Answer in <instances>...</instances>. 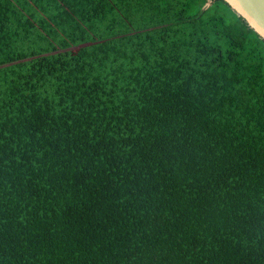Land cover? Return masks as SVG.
I'll use <instances>...</instances> for the list:
<instances>
[{"label": "trees", "instance_id": "obj_1", "mask_svg": "<svg viewBox=\"0 0 264 264\" xmlns=\"http://www.w3.org/2000/svg\"><path fill=\"white\" fill-rule=\"evenodd\" d=\"M0 264H264V39L226 0H0Z\"/></svg>", "mask_w": 264, "mask_h": 264}, {"label": "water", "instance_id": "obj_2", "mask_svg": "<svg viewBox=\"0 0 264 264\" xmlns=\"http://www.w3.org/2000/svg\"><path fill=\"white\" fill-rule=\"evenodd\" d=\"M226 1L264 39V0Z\"/></svg>", "mask_w": 264, "mask_h": 264}]
</instances>
